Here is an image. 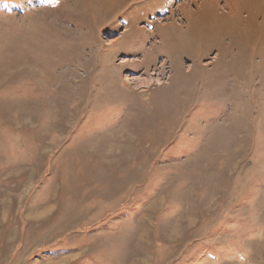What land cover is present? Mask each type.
I'll use <instances>...</instances> for the list:
<instances>
[{
	"label": "rangeland",
	"instance_id": "1",
	"mask_svg": "<svg viewBox=\"0 0 264 264\" xmlns=\"http://www.w3.org/2000/svg\"><path fill=\"white\" fill-rule=\"evenodd\" d=\"M232 1L0 0V264H264V0Z\"/></svg>",
	"mask_w": 264,
	"mask_h": 264
},
{
	"label": "crops",
	"instance_id": "2",
	"mask_svg": "<svg viewBox=\"0 0 264 264\" xmlns=\"http://www.w3.org/2000/svg\"><path fill=\"white\" fill-rule=\"evenodd\" d=\"M103 232V231H102ZM68 251H75V249L74 248H72V249H68V250H65V251H62V252H59L60 254H61V256H64V255H67V254H69V252ZM68 252V253H67ZM65 253V254H64ZM72 253V252H71ZM74 254V253H73ZM85 254L83 253L80 257H76V258H74L73 260H72V262H71V264H74L75 262H77L79 259H81L83 256H84ZM58 256H60V255H58ZM98 257V256H97ZM99 259H100V257H98Z\"/></svg>",
	"mask_w": 264,
	"mask_h": 264
},
{
	"label": "bare ground",
	"instance_id": "3",
	"mask_svg": "<svg viewBox=\"0 0 264 264\" xmlns=\"http://www.w3.org/2000/svg\"><path fill=\"white\" fill-rule=\"evenodd\" d=\"M232 0H228V4H230V5H232ZM231 7V6H230ZM236 8V7H235ZM236 11V10H235ZM174 24V23H173ZM114 38H110V40L108 41L109 42V44H114V43H116V42H118L119 40H120V36H116V35H114L113 36ZM130 62H133V60L131 59V60H129ZM146 83V82H145Z\"/></svg>",
	"mask_w": 264,
	"mask_h": 264
}]
</instances>
